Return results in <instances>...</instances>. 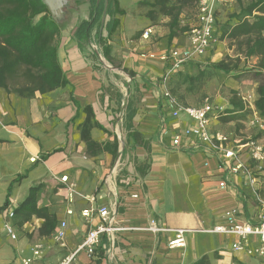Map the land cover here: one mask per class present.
Wrapping results in <instances>:
<instances>
[{"label": "crops", "instance_id": "1", "mask_svg": "<svg viewBox=\"0 0 264 264\" xmlns=\"http://www.w3.org/2000/svg\"><path fill=\"white\" fill-rule=\"evenodd\" d=\"M140 1L118 0L125 15L119 18V27L110 41L113 52H117L116 36H125L122 67L134 72L131 82L103 78L85 59L84 49L78 47L73 34L71 39L75 44L66 51L64 66L58 52L70 83L66 87L70 100L73 98L81 107L90 105L97 122L116 135L119 150L115 159L107 153L96 157L86 155L78 130L83 116L73 120L76 113L73 102L68 103L65 98L62 104L55 101L66 88L32 98H21L0 88V206L11 184L5 211L15 208L25 199L30 187L41 183L42 206L54 207L57 227L60 222L65 223L61 244L52 242L51 235H39L42 221L34 217L21 227L12 219L16 238L11 239L3 230L7 221L3 211L0 264H20L23 258L32 256L34 246L42 250L38 264L58 263L76 249L89 229L100 223L96 213L90 218L81 216L84 210L99 206L110 210V220L120 228L108 240L102 239L107 246L102 264H192L203 256L208 264H264V259L232 252L233 237L198 232L222 223V215L230 207H237L242 219L253 220L257 205L242 175L222 172L221 155H211L203 145L183 138L179 147H172L173 135L180 134L192 121L184 114L172 119L157 97L156 80L167 68L161 59L169 45L167 19L162 18L151 26L142 10L132 11ZM143 30L149 31L147 38L140 33ZM172 43L174 47L185 46L188 37L184 34ZM209 55L210 52L197 60ZM135 99L138 104L132 129L148 143L149 153L127 140L125 106L128 100L134 104ZM214 120L211 119L212 125ZM212 125V131H218ZM91 137L98 143L111 140L98 129H92ZM245 153L244 150L240 159L248 163ZM144 162L148 165L147 173L138 177L134 166ZM18 177H21L19 181L14 182ZM62 177L66 178L65 183L61 182ZM224 177L228 187L219 190L218 182ZM261 184L257 183V187ZM184 203L190 208L189 215L178 211ZM175 229L194 231L184 236L183 248L168 246L174 237L171 230ZM73 264L94 262L80 252Z\"/></svg>", "mask_w": 264, "mask_h": 264}, {"label": "trees", "instance_id": "2", "mask_svg": "<svg viewBox=\"0 0 264 264\" xmlns=\"http://www.w3.org/2000/svg\"><path fill=\"white\" fill-rule=\"evenodd\" d=\"M87 1L88 19L80 22L74 32L78 47L83 48L89 32L96 27L104 60L111 67L122 69L133 79L134 72L122 67V64L117 63L112 56L110 43L119 27V18L125 15L124 10L120 8L118 0ZM195 2L196 0H142L138 4L146 8L145 18L151 26L157 25L160 18L167 19L165 25L169 31L167 41L170 44L178 35H184L189 31V24L194 18ZM238 7V11L231 15L230 20L217 25L219 41L234 42L246 59L256 58V66L264 80V0H249L247 4L240 1ZM188 9L191 11L189 14L186 12ZM182 22H184L183 26ZM61 30L60 23L51 17L42 0H0V88L6 93H16L21 98H32L70 85L58 58ZM190 69H196V73L190 74L188 71ZM234 70H237V65L227 64L223 60L205 64L189 62L182 70L170 74L168 84L182 85L187 93H193L203 82L219 73L228 74ZM170 91L175 95L172 88ZM256 92L257 97L253 106L260 120L264 122V82L258 86ZM235 95L233 93L234 97L230 99L228 107L217 114L216 119L219 122L227 124L246 119L247 112ZM71 101L76 109L73 120L83 116L78 124V130L80 140L85 144L86 155L96 157L101 153H107L115 159L119 150L116 135L108 132L97 122L90 105L81 107L73 98ZM135 101L131 105L128 100L125 106L124 128L128 131L127 140H131L134 145L142 146L149 153L148 143L142 141L140 135L132 129L131 121L138 104V100ZM92 129L103 131L111 137V140L104 143L96 142L91 137ZM134 167L139 174L138 177L147 173L146 162L136 163ZM20 178H16L14 182L19 181ZM119 183L118 177L117 184ZM11 186L12 184L8 187L6 199L0 206V213L9 205ZM42 190L41 183L30 187L25 199L13 208V219L18 227L29 222L32 217L40 219L42 224L39 235L47 237L57 228L58 220L51 208L39 204L42 200ZM104 260L105 251L98 247L91 261L94 264H102ZM192 264H208L207 257L203 256Z\"/></svg>", "mask_w": 264, "mask_h": 264}, {"label": "built area", "instance_id": "3", "mask_svg": "<svg viewBox=\"0 0 264 264\" xmlns=\"http://www.w3.org/2000/svg\"><path fill=\"white\" fill-rule=\"evenodd\" d=\"M218 1L220 0H196L194 18L189 24V31L186 33L187 45L171 47L161 58L166 62L167 68L162 75L158 97L172 119H177L181 114H184L192 121V125L184 127L180 134L173 135L172 147H179L183 138L203 145L211 155H221L224 160L220 166L222 172L233 176L242 175L244 185L251 191L257 205V213L253 220L242 219L238 208L230 207L224 211L222 223L215 225L210 230L198 232L233 237L234 241L230 245L232 252L264 259V193L262 195L264 185L257 187V183H263L264 180V145L258 140H249L244 144L233 146L231 138L227 134L220 131L213 132L211 128V119H216L217 114L223 111L222 106L211 104L208 100L199 106H185L165 88V82L170 74L182 70L189 62H197V59L213 51L219 43L215 19V4ZM148 34L149 31L146 30L143 37L147 38ZM244 150L248 163L240 159ZM66 181V178L62 177L61 182L65 183ZM227 187V177H224L218 182V189L226 190ZM66 213L70 215L71 211ZM93 213L97 214L100 223L87 231L84 239L73 252L67 254L58 263L46 264H73L80 252L91 258L98 247H101L106 253L107 246L102 239L107 238L108 240L120 228L115 227L110 220L111 212L106 206H99L94 210H84L81 216L90 218ZM5 216L7 221L3 224V230L11 239H15L16 235L11 222L14 217L13 208L6 210ZM171 232H173L174 237L168 246L170 249H177L185 246L184 236L194 231L175 229ZM51 237L55 243L61 244L63 242L65 238L64 222H60ZM41 255V247L34 246L32 256L23 258L20 264H38L42 259Z\"/></svg>", "mask_w": 264, "mask_h": 264}, {"label": "rangeland", "instance_id": "4", "mask_svg": "<svg viewBox=\"0 0 264 264\" xmlns=\"http://www.w3.org/2000/svg\"><path fill=\"white\" fill-rule=\"evenodd\" d=\"M242 2L243 4H247L249 0H220L215 4V19L217 25H222L228 20H230L231 15L238 11V2ZM135 9V10H134ZM132 9V11L142 10L145 15L146 8L141 5H136V8ZM63 18L59 20L61 26L60 39L61 45L59 47L60 55H61V63L65 64V55L66 51L69 50L72 45L75 44V41L71 39V35H74L76 26L88 19L89 13V4L87 0H70L66 7H62ZM189 14L191 11L186 10ZM162 19L160 18L159 21ZM193 21V20H192ZM148 23H150L148 21ZM146 30L141 31L143 33ZM140 34V35H141ZM72 35V36H73ZM139 33L136 36H138ZM182 35H178L177 39H180ZM70 38V39H69ZM123 38L125 36H121L120 34L116 36L115 46L114 48L118 49L117 52H113L112 56L116 60L117 63H123L125 52L122 50L123 48ZM69 39L70 41H68ZM126 39V38H125ZM72 44L70 45V43ZM173 46L171 42L168 45L167 50L163 52L162 56H164L168 49ZM174 47V46H173ZM113 48V46H112ZM83 54L86 60H88L93 66V68L98 69L101 72L103 78H107L113 82H131V79L127 74H124L120 70L111 67L103 58L101 53V48L98 42V29L95 27L89 32L87 42L83 44ZM162 58V57H161ZM153 59V58H152ZM225 61L227 64L237 65V70H234L228 74L219 73L214 78L207 80L201 84V86L194 91L193 93H187L185 91V87L182 85H174L173 83H169V78L165 82V88L170 91L172 88L175 91L171 94L177 98V100L185 106H198L201 105L205 100H208L211 104H215L217 106H222L223 108L228 107V103L231 98H233V93L236 94L235 97L239 99L245 111L247 112V117L245 120H236L231 121L230 123L223 124L219 122L218 119L214 120V125L212 127L222 133L227 134L231 138V142L233 146L237 144H244L249 140H258L264 145V122L260 120L258 117L253 103L257 97V88L261 85L264 80L259 74V70L257 68V59L256 58H245L242 50L238 49L237 44L234 42H229L227 40H221L214 48L213 51L210 52L209 57H206L202 61H197L201 64H205L207 62H219ZM163 61V60H162ZM190 74H195L196 69L188 70ZM165 72V71H164ZM164 74V73H163ZM236 75V77H234ZM158 93L161 89L162 77H159L157 80ZM121 88H123L121 86ZM59 97L56 98V102H60L62 104L63 98L67 100V102H71L70 100V91L68 88L65 91L60 92ZM158 97V95H157ZM159 99V97H158ZM160 100V99H159ZM160 102H162L160 100ZM163 105V102H162ZM261 133V135H260ZM260 135V137H259ZM263 183L260 185L263 187ZM262 191V195H263ZM42 200L39 202L42 205ZM181 204V203H180ZM56 205V204H55ZM62 205V204H61ZM57 206V205H56ZM52 211H55L50 206ZM178 211L182 214L189 215L190 208L188 204L184 203L181 207L178 208ZM179 213V216L182 218V214ZM36 218V217H34ZM177 218V217H176ZM14 220V219H13ZM177 221V220H176ZM180 224V223H178ZM32 225L35 227L34 222ZM177 225V224H176ZM40 229V227H39ZM39 234V230H38ZM52 239V237H51ZM52 242L53 239H52ZM106 257V254H105ZM92 260V257H91Z\"/></svg>", "mask_w": 264, "mask_h": 264}, {"label": "water", "instance_id": "5", "mask_svg": "<svg viewBox=\"0 0 264 264\" xmlns=\"http://www.w3.org/2000/svg\"><path fill=\"white\" fill-rule=\"evenodd\" d=\"M70 0H42L47 7L51 17L58 22L63 18L62 7H66Z\"/></svg>", "mask_w": 264, "mask_h": 264}]
</instances>
